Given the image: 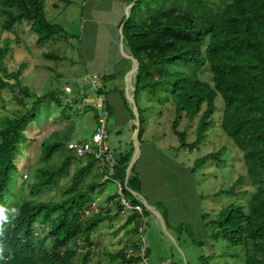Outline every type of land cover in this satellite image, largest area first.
<instances>
[{"label":"trees","instance_id":"obj_1","mask_svg":"<svg viewBox=\"0 0 264 264\" xmlns=\"http://www.w3.org/2000/svg\"><path fill=\"white\" fill-rule=\"evenodd\" d=\"M143 11L146 12L144 16L140 14ZM0 13L4 17L2 27L5 31H10L16 23H29L37 45L67 37L63 27L46 18L44 0H0ZM122 34L124 47L140 64L133 79L134 100L140 118V143L144 127L141 117L144 109L141 110L138 104L141 94L147 93L152 99L158 97L159 90L169 94L175 112L171 127L179 141L177 150L189 151L205 140V133L214 124L215 100L221 97L220 126L242 152L246 175L239 176L230 188L218 191L214 196L239 197L242 192L236 190L245 179L250 180L255 191L245 205L231 204L222 208L214 219L205 222L206 227L212 228L207 237L212 243L222 240L230 246L241 247L243 264H264V0H136L122 27ZM7 51L8 45L0 49V94L4 89H17L19 95L13 100L18 105H23L24 99L34 101L25 113L5 118L0 126V213L3 215L0 219V261L3 264H73L74 253L69 251L73 246L82 250L78 264H92L93 233L102 222L120 218L123 211L118 199L114 214L100 210L84 215L83 208L95 201L106 182H112L99 184L104 175L121 185L122 194L131 206L142 207V216L132 211L123 226L132 223L137 230L142 217L143 224L146 218L155 219L130 192L141 194L142 191L134 165L125 183L133 144L130 143L128 151L113 156V166H109L105 156L101 160L95 159L94 155L84 158V164L73 174L63 199L42 202L22 198L14 210H9L8 184L11 172L16 171L13 156L18 152L17 143L25 139L22 129L28 121L37 119L40 106L47 100L59 107L61 101L50 95L39 97L30 92L21 83V70L8 73L2 66ZM44 57L60 59L52 54H44ZM205 66L212 74L211 82L198 77ZM110 79L112 76L102 77L104 83ZM95 93L101 97L103 88ZM107 109L109 113L108 106ZM93 114L96 121L95 110ZM182 119H198L196 139L191 143L186 142V132L178 129ZM61 148L59 141L44 143L42 158L49 160ZM223 154L224 148L208 153L197 165L221 163ZM69 161L70 157L65 156L58 167L37 168L32 188L39 192L52 186ZM85 179L88 180L84 188L77 190ZM161 214L167 230H173L177 235L188 230L186 224L172 227L167 214ZM205 218L207 216L202 215V219ZM38 231L41 236L36 234ZM175 240L178 242L177 238ZM192 242L202 246L201 242ZM129 244L128 247L138 249L135 242ZM229 256L224 252L217 257ZM115 258L123 262L135 260H126L124 250ZM212 258L202 257L200 264H210Z\"/></svg>","mask_w":264,"mask_h":264},{"label":"rangeland","instance_id":"obj_2","mask_svg":"<svg viewBox=\"0 0 264 264\" xmlns=\"http://www.w3.org/2000/svg\"><path fill=\"white\" fill-rule=\"evenodd\" d=\"M129 1L128 5L135 2V0ZM85 2L87 1L44 0L46 18L63 27L67 32V37H57L43 45H37L36 36L30 32L29 23L25 21L16 23L10 31H5L2 27L4 17L0 13V49H4L8 45L2 66L8 73L21 70L22 85L28 87L30 92L35 95L39 97L50 95L61 101L59 107L52 100H47L40 106L37 119L28 121L22 129L25 139L17 143L18 152L13 156L16 171L11 172L8 184L10 195L7 205L11 211L16 208L22 198L42 202L63 199L73 174L84 164L85 159L80 160L66 152L65 144L72 141L69 140V137L72 139L73 132H76L80 137H86L92 130H95L92 105H95L97 94L90 82L91 76L88 77L90 83H85L84 75L98 71L100 65L86 62L81 51V42L79 44L81 31L85 24L86 13L83 10L86 7ZM140 14L144 16L146 12L143 11ZM99 18L102 22L101 29L113 28V21H109L103 16ZM124 18L127 20L125 11ZM99 39L97 40L98 54L101 44H106L103 36ZM44 54H52L60 59L45 58ZM106 65L103 66L105 72L116 75L115 85L106 81L104 92V97L111 108L107 118V146L111 149L114 141L117 144L118 140L121 141L127 134L124 129L126 126L124 119L127 117L126 109L129 113L131 108L125 98V93L121 97L120 91V93L111 91L114 86L119 90V85L122 83L120 78L122 75L117 74L119 68ZM102 77L98 76L101 86H103ZM198 77L202 81L211 82L212 74L209 67L205 66L201 69ZM10 82L13 83V80L11 79ZM66 88H69L70 91H67ZM78 94H80V98L77 97ZM15 95H19L17 89H4L0 94V126L5 118L23 114L32 106L34 101L32 99H24V104L18 105L13 100ZM143 95L146 93L141 94V96ZM168 95L167 92L159 90L158 97L151 98L150 103L146 104L148 105L146 109L143 105L144 102H147L146 98L142 97L138 100L141 110L144 109L141 113L142 120L146 121L151 118L157 123L152 124L153 127L150 129L152 139L148 146H142V156L135 167L143 170L144 194L161 201L163 205L159 207V210L162 213H166L162 209L165 205L174 209L175 222H179L178 225L186 224L189 228L187 231H182V235H177L173 230L170 231L172 237L178 239L177 245H175L158 226L156 220L149 217L150 220L147 219L143 224L142 232L147 247L146 264H162L167 260H171L173 264H200L202 257L207 256L213 257L210 264H243L242 248L230 246L222 240L212 243L207 237L212 228L205 226V229L200 221L203 213L207 216L206 222H208L214 219L222 208L238 202L245 205L255 191L250 180L245 179L236 190L238 193L242 192L239 197L214 196L218 191L230 188L239 176L246 175L242 152L225 136L220 126L223 113L222 99L217 97L215 100L217 109L213 116L214 124L205 133V140L196 149L189 151L177 150L179 141L171 127L175 112ZM84 97H87L89 102L81 101V98ZM80 101L81 104L76 105ZM122 103H126L125 111L122 108ZM77 106H80L79 110H77ZM197 124L198 119L193 121L182 119L179 123L178 129L186 132L187 143L195 141ZM89 137L90 135H88ZM53 141L62 143V148L54 152L52 157L46 161L42 158V145ZM220 148L225 149V154L221 156V163L207 162L202 166L197 165L203 156L217 152ZM65 156L70 157L65 171L55 178L52 186L36 192L31 186L35 179L36 169L42 166L58 167ZM87 180L81 182L76 189L84 188ZM107 195L104 197L97 195L94 209L89 213L85 212L84 215L88 216L91 212L100 210L114 214L116 202L119 199L116 187L114 190H109ZM120 218L126 220L122 215ZM101 224L100 229L93 233L92 264H145L140 258L126 254L130 248L128 239L133 238V242L136 243L139 238L138 231L133 228V225L123 226L115 222V219ZM36 234L42 235L40 231ZM192 241L201 242L202 246L194 245ZM47 244L49 245V243ZM123 250L126 260L132 258L135 260L123 262L122 259L115 258ZM69 251L74 253L73 264H78L82 250L70 246ZM224 252L230 256L217 257ZM0 264H3L2 261Z\"/></svg>","mask_w":264,"mask_h":264},{"label":"crops","instance_id":"obj_3","mask_svg":"<svg viewBox=\"0 0 264 264\" xmlns=\"http://www.w3.org/2000/svg\"><path fill=\"white\" fill-rule=\"evenodd\" d=\"M68 1V0H65ZM70 1V0H69ZM87 2H85V9L84 12L86 13V17L84 18L85 24L83 26V29L81 31V51L82 54L85 56L84 60L86 62H89L90 64H99L100 65V69H97L98 71L93 72L92 74L90 73H86L84 76L86 77L85 79V83H90L88 80L89 76H93V75H98L100 77L102 76H112V79L108 80L110 81L109 84L111 85H115L114 82H116V75L113 73H107L105 72V68L103 69V66L106 65L107 67H118L119 71L117 72L120 73L122 76H120V74H118L121 78V85H119V90L116 89V86H114V88H111V91H118V93L121 92V97L122 94H124V86H125V80H124V75L126 74V72L128 70L131 69L133 63L130 59L125 58L122 55V50L126 53L129 54L128 51L126 50V48L123 47L121 48V39H120V29H121V24L123 23L122 20L124 18V11L126 13V10L128 8V4L130 3L129 0H85ZM87 4V5H86ZM100 16H103L106 19H109V21H113V28L112 29H101V18H99ZM122 22V23H121ZM101 36L104 37L106 44H101L100 46V53L98 54V46H97V40L99 38H101ZM100 40V39H99ZM87 41V42H86ZM96 46V47H95ZM97 48V50H96ZM95 50L97 51V54L95 53ZM82 55V56H83ZM107 69V68H106ZM123 79V80H122ZM112 82V83H111ZM107 82H103V86H101V88L103 87V92H105V84ZM120 91V92H119ZM145 94V93H143ZM106 95V93H105ZM78 98H80V94H78L77 96ZM102 99L106 102L107 106L109 107V114L111 111L110 108V104L108 101H106L104 94L101 96ZM142 97H145L147 102L143 103V105L145 106L144 109H146V107L148 105H146L147 103H150V96L146 93V95L140 96V99ZM89 100L87 97L81 98V101H86ZM81 101L78 102L76 105H80ZM125 104L126 103H122V108L125 111ZM75 105V106H76ZM78 107V106H77ZM69 108H71L69 106ZM76 109V107H75ZM80 109V106L78 107L77 110ZM72 110H74V108H72ZM130 110V109H129ZM72 112V111H71ZM126 114L127 117L126 119H124V123L126 126H124L125 131L127 132V134L123 137V139L120 141L118 140V143L116 144V141H114L113 145L111 146V149L108 147L109 153L116 157L118 156L120 153L124 152V151H128L130 149V143H132V136H133V131H134V118L132 117V113H128L127 109H126ZM79 121V120H78ZM76 121V122H78ZM144 127H143V134H142V138H141V143H140V148L142 149V146H148L150 144V139H152L151 134H150V129H152V124H156V121H153L151 118H148V120L144 121ZM76 124V123H75ZM94 128H95V121H94ZM94 132V130H92L88 135H91ZM88 135L86 137H80L76 132H73V135L71 136L72 141H80V139H87ZM68 139V138H66ZM66 150V149H65ZM111 150V151H110ZM67 153H70L72 155L71 152L66 151ZM141 152H140V156L138 158V160L141 157ZM86 160V159H85ZM137 160V161H138ZM137 161L134 164V168H135V172L138 175L140 181H141V196L147 201V203L154 207L157 211H159L161 213V211L159 210V207L163 204H161V201L153 198L152 196L147 197L146 194H144L143 190V183H142V173L143 170H140L139 167H135ZM99 184L102 183V181L100 180V182H98ZM115 189V185L112 182H106V184H104L102 186V189H100L101 194L98 195V197H104L105 195H107L109 193V190H114ZM99 191V190H98ZM108 196V195H107ZM111 203V202H110ZM164 211L166 212L167 216H168V222L172 227L177 226L178 224H180L179 222H175V211L172 208L167 207L166 205L163 206ZM184 209V207H183ZM115 213V212H114ZM112 214V213H111ZM205 213H203L202 215H204ZM202 215L200 218L201 221V225L202 227H205V222H206V218L202 219ZM150 220L149 218L145 219L146 220ZM117 220V221H116ZM156 219H154L155 221ZM125 223V219L122 218H118L115 219V222L119 223L120 225H123ZM153 221V222H154ZM106 222V221H104ZM151 222V221H150ZM157 222V220H156ZM103 223V222H102ZM155 224V222H154ZM158 224V222H157ZM131 225H133L131 223ZM129 225V226H131ZM102 226V224H101ZM99 225V227L97 229H100L101 227ZM126 226V225H125ZM158 226H160L158 224ZM206 229V227H205ZM171 230H168V232L171 234L170 232ZM206 232V230H204ZM203 231V232H204ZM172 235V234H171ZM205 240H206V233H205ZM134 239L133 238H129L128 239V243L133 242ZM171 257V256H170ZM171 259V258H169Z\"/></svg>","mask_w":264,"mask_h":264},{"label":"built area","instance_id":"obj_4","mask_svg":"<svg viewBox=\"0 0 264 264\" xmlns=\"http://www.w3.org/2000/svg\"><path fill=\"white\" fill-rule=\"evenodd\" d=\"M90 82L92 83L93 89L96 92L98 89L101 88L100 79L98 76H93L90 79ZM67 91H70L69 88H66ZM86 102H89L86 100ZM93 109L95 110L97 114L96 119V127L94 132L90 135L89 138L81 140V141H70L65 144L66 151H69L72 153V155L78 159H84L89 155H94L95 159H102L103 156H105V160L109 164V166L114 165V159L113 156L109 153L108 146H107V140H108V131H107V118L109 116L107 106L105 102L103 101L102 97L96 96V102L94 103ZM102 182L105 181H112L116 187L117 194L119 196L120 204L123 207V211L121 212V215L124 218H127L128 215L132 211H137L140 216H142V207L141 206H131L126 199L124 198L122 194V187L119 183L113 181L109 176L104 175L102 177ZM95 202H92L90 206L83 208L84 212H90L94 209ZM143 223L144 219L142 217V224L138 227L137 233H138V240L135 243L138 246V249L129 248L126 254L128 256L138 257L141 260L144 261L146 264L147 257H146V243L143 238ZM162 264H173L171 260H167L163 262Z\"/></svg>","mask_w":264,"mask_h":264},{"label":"water","instance_id":"obj_5","mask_svg":"<svg viewBox=\"0 0 264 264\" xmlns=\"http://www.w3.org/2000/svg\"><path fill=\"white\" fill-rule=\"evenodd\" d=\"M133 5H134V3H132L131 5L128 6V8L126 10V19L129 17V9ZM125 21L126 20H124L123 23L121 24V29H120L121 48L124 45L122 27L124 26ZM121 53L125 58L130 59L133 63L131 69L128 70L126 72V74L124 75L125 98L130 105V108L132 110V116L134 118V131H133V136H132L133 153H132V156H131L130 161H129L127 168H126V177H125V183H126L128 178H129L131 168L135 164V162L138 160V158L140 156V152H141L140 142L138 139V132L140 129V118H139L138 109H137V106H136V103L134 100V87H133V79H134L135 75L137 74V72L140 68V64L130 54H126L123 50ZM130 192L141 200L143 206L155 217V219L157 220L158 224L160 225V228L162 229V231H164L165 234L168 236V238L175 245H177L176 240L174 239V237H172V235L168 232V230L166 228L165 221H164L162 214L159 211H157L154 207L150 206L147 203V201L140 194H137L136 192H133V191H130ZM176 247H177V249H179L178 246H176Z\"/></svg>","mask_w":264,"mask_h":264},{"label":"clouds","instance_id":"obj_6","mask_svg":"<svg viewBox=\"0 0 264 264\" xmlns=\"http://www.w3.org/2000/svg\"><path fill=\"white\" fill-rule=\"evenodd\" d=\"M0 219H3V215H2V213H0Z\"/></svg>","mask_w":264,"mask_h":264}]
</instances>
